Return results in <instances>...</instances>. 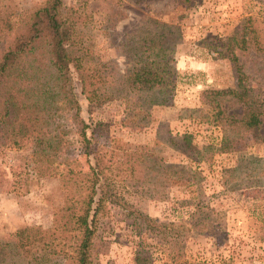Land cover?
Here are the masks:
<instances>
[{
    "label": "rangeland",
    "instance_id": "374dc122",
    "mask_svg": "<svg viewBox=\"0 0 264 264\" xmlns=\"http://www.w3.org/2000/svg\"><path fill=\"white\" fill-rule=\"evenodd\" d=\"M44 1L1 0V10L18 25ZM61 2L60 13L74 22V51L92 69L91 81L96 88L90 103L80 93L79 78L72 72L79 116L88 125L85 134L90 138L93 130V145L107 150L111 147L120 161L114 172L122 176L129 168L125 158L128 150L150 152L145 180L138 175L126 176L120 192L129 208L156 218L158 224H171L154 232L144 226L139 229L133 227V219L125 216L124 209L109 204L98 220L90 264H135L137 254L139 264L181 260L264 264V135L253 142L243 132L235 138L234 150L216 152L211 146L219 142L221 126L210 121L211 111L201 104L199 95L203 89H240L229 59L233 53L245 92L241 101L223 96L222 105L228 112L238 113L241 102L255 100L262 109L264 0ZM144 18L171 24V31L164 33L174 44L176 75L165 102L144 108L142 119L134 123L125 104L132 101V94L126 92L124 84L135 58L126 44ZM242 31L244 42L239 41ZM8 35L11 37V32ZM232 35L237 40L225 49ZM70 113L62 110L54 118L65 132L67 144L58 153V173L50 177L33 168L31 149L7 144L0 127V143L5 142L0 146V240L12 238L16 229L24 226H50L53 210L66 202L65 167L87 170L77 134L79 125L70 119ZM261 126L263 134L264 121ZM181 133L188 134L189 142L175 138L177 145L172 147L170 139ZM167 163L176 164L180 171L169 183L162 175V166ZM62 264L72 262L64 259Z\"/></svg>",
    "mask_w": 264,
    "mask_h": 264
},
{
    "label": "trees",
    "instance_id": "16d2710c",
    "mask_svg": "<svg viewBox=\"0 0 264 264\" xmlns=\"http://www.w3.org/2000/svg\"><path fill=\"white\" fill-rule=\"evenodd\" d=\"M130 1L134 4L148 2ZM61 5V0H45L29 12L26 21L15 25L3 14L0 0V127L5 142L31 149L33 168L41 176L50 177L58 173V153L67 144L65 132L54 118L62 110L71 112L70 119L79 125L77 134L87 170L65 167L66 202L53 210L50 226H24L16 229L12 238L1 239L0 264H62L64 259L72 264H90L91 244L98 220L106 214L109 204L124 209L125 216L133 219V227L142 229L144 226L154 232L159 226L171 225L158 224L156 218L129 208L120 192L126 176L138 175V179L145 180L144 170L150 165V152L136 148L128 150L129 153L125 151L129 168L122 176L114 172L120 161L116 160L111 147L107 150L93 145V130L90 138L86 136L88 125L79 116L72 72L79 78L80 93L90 103L96 97V88L91 81L92 69L74 51L77 43L74 22L63 17ZM171 28V24L164 21L144 18L129 37L130 43L126 44L135 58V66L124 84L126 92L132 94L129 96L132 101L125 104L134 123L142 119L144 108L145 111L149 105L163 104L174 87V44L164 33H169ZM244 33H240V42H244ZM236 40L235 36H230L224 48L230 49ZM229 55L240 89H203L199 93L201 104L208 105L211 111L210 121L221 126L220 140L211 146L218 153L234 150L235 138L243 132L253 142L264 135L259 132L264 121L261 117L264 106L261 109L255 100H246L241 102L240 112L235 113L228 112L222 105L223 96L230 95L241 101L245 92L237 58L233 53ZM49 124L53 127L50 128ZM97 125L102 126V123ZM175 138L185 144L189 142L188 134H174L169 142L174 148L177 145ZM162 171L166 183L175 180L180 172L176 164L168 163L162 166ZM134 261L139 264V254L134 256ZM175 264L200 263L181 260Z\"/></svg>",
    "mask_w": 264,
    "mask_h": 264
}]
</instances>
